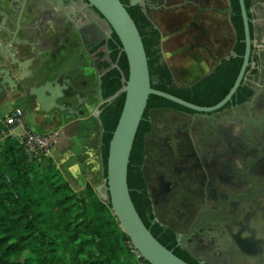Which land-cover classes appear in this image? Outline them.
<instances>
[{
	"label": "flooded vegetation",
	"instance_id": "obj_1",
	"mask_svg": "<svg viewBox=\"0 0 264 264\" xmlns=\"http://www.w3.org/2000/svg\"><path fill=\"white\" fill-rule=\"evenodd\" d=\"M120 1L149 18L161 34V48L162 30L180 31V44L207 54L210 69L196 83L215 75L208 84L216 95L198 97L196 106H218L236 82L227 92L231 79L215 72L237 43L235 0ZM244 3L250 59L232 99L210 112L166 106L145 117L139 156L144 194L153 223L173 233L175 252L190 264H264V0ZM242 26L244 62L243 19ZM112 34L87 0H0V106L24 102L42 124L64 126V133L52 131L60 142L70 140L64 150L73 147L75 159L84 155L81 144L93 123L102 145L101 115L113 99L103 96L99 60L110 52L104 40ZM7 69L12 88L2 83ZM64 79L66 91L60 88ZM87 103L98 107L99 116L87 115ZM76 104L83 106L68 108Z\"/></svg>",
	"mask_w": 264,
	"mask_h": 264
},
{
	"label": "trees",
	"instance_id": "obj_2",
	"mask_svg": "<svg viewBox=\"0 0 264 264\" xmlns=\"http://www.w3.org/2000/svg\"><path fill=\"white\" fill-rule=\"evenodd\" d=\"M235 3L233 19L237 43L215 70L222 73L218 75L222 79H231V84L226 85L227 92L240 73L244 55L242 18L238 1ZM127 10L144 44L153 89L193 105L198 104V97L207 100L216 95L213 93L215 85L208 84L215 75L191 86L179 87L164 60L160 32L140 10ZM104 45L110 52L104 56L102 64L99 60L103 96L106 100L113 99L103 107L101 115L104 130L101 154L106 177L110 141L125 102V94L120 92L129 78V66L114 32L104 40ZM166 106L185 109L158 96L148 99L130 156L128 186L148 230L164 247L190 264L175 252L173 233L153 223L139 167L147 130L146 114L152 108ZM3 129L0 121V264H149L141 257L131 259L134 252L130 240L113 215L110 202L101 200L93 185L87 183L82 193L76 192L53 158L31 157L16 138L3 137Z\"/></svg>",
	"mask_w": 264,
	"mask_h": 264
},
{
	"label": "water",
	"instance_id": "obj_3",
	"mask_svg": "<svg viewBox=\"0 0 264 264\" xmlns=\"http://www.w3.org/2000/svg\"><path fill=\"white\" fill-rule=\"evenodd\" d=\"M87 1L102 15L112 32L117 35L127 57L129 66V78L120 92L125 94L123 110L110 141L107 160V176L104 177L101 144H99V148L95 154V177L98 180L93 184V187L101 200L110 202L113 215L117 218L120 228L130 240L139 257L149 264H188L177 257L172 251L164 247L152 235L140 218L131 199L128 186L130 156L150 96L154 95L164 98L194 112H210L226 105L235 95L244 79L250 59L249 19L244 0H239L247 42L244 62L233 88L225 99L213 109H203L180 98L153 89L151 86L148 58L144 44L138 28L126 7L120 0ZM28 64L29 63L26 62L24 65L26 69ZM92 68L96 71V64L92 66ZM3 73L4 78L2 83L8 88H12V85L15 83L12 79L10 70L7 69L3 71ZM97 75H100L99 72H97ZM63 81L60 88L62 91H66V89L69 88L68 80L64 79ZM100 84L101 80L98 79V85ZM184 86L189 85L185 84ZM120 93H118L117 96ZM85 100L86 102L90 101L89 97H86ZM80 106L76 104L74 108L72 106H68V108L70 110H75ZM84 107L89 109L87 115H95L97 112L96 116H99L100 111H98V107L94 104L87 103ZM60 108L64 109V106L59 107V109ZM96 121L99 125V120Z\"/></svg>",
	"mask_w": 264,
	"mask_h": 264
},
{
	"label": "crops",
	"instance_id": "obj_4",
	"mask_svg": "<svg viewBox=\"0 0 264 264\" xmlns=\"http://www.w3.org/2000/svg\"><path fill=\"white\" fill-rule=\"evenodd\" d=\"M161 33L162 54L178 86L182 87L185 84L191 86L196 83L199 78L208 73V70L210 69L208 65L210 58L203 50H201V48L188 45L186 43L180 44L177 41L182 33L180 31L162 30ZM13 107L21 108L25 111L23 125L22 127L17 128L22 130L21 134H23L25 130L39 132V130H33L31 128L32 126L45 130L39 133L50 132L53 129L60 130V128H55L53 125H45L39 122L36 118V113L30 109L27 103L21 102ZM24 107H28L30 109H28L30 113H28ZM6 108H8L9 113L10 107ZM96 126L97 125L95 123L89 126L88 137L84 140V143H80L82 152L84 153L80 159H75L73 147L69 148L68 151L67 149L64 150L65 146H67L65 143L70 142L66 136L61 140L60 144H58L54 153V158L57 161V166L61 169L63 175L68 181L74 180V182L79 183L85 176H95V154L99 148ZM15 131L12 135H16ZM60 131L64 133V126L61 127ZM74 160L78 161L79 170H76Z\"/></svg>",
	"mask_w": 264,
	"mask_h": 264
},
{
	"label": "built area",
	"instance_id": "obj_5",
	"mask_svg": "<svg viewBox=\"0 0 264 264\" xmlns=\"http://www.w3.org/2000/svg\"><path fill=\"white\" fill-rule=\"evenodd\" d=\"M25 111L21 108L11 107L9 113L4 116L0 121L3 123L4 129L2 130V136H13L12 133L23 125ZM19 145L25 150L27 154L34 158H52L54 157L55 150L60 143L58 133L54 131L39 133L33 131H27L20 135H14ZM132 248V252L138 253ZM139 257V256H138Z\"/></svg>",
	"mask_w": 264,
	"mask_h": 264
},
{
	"label": "rangeland",
	"instance_id": "obj_6",
	"mask_svg": "<svg viewBox=\"0 0 264 264\" xmlns=\"http://www.w3.org/2000/svg\"><path fill=\"white\" fill-rule=\"evenodd\" d=\"M2 108V109H1ZM24 109H26V111L28 112V113H30V109L28 108V107H24ZM29 109V110H28ZM10 111V110H9ZM8 114V108H6L5 106H0V120L3 118V116L5 115H7ZM27 121V120H26ZM33 130L35 129L36 131H38L39 130V132H43V131H45L44 129H42V128H38V127H34V126H32L31 127ZM28 131V130H27ZM22 133V130L21 129H17L16 131H15V134L16 135H19V134H21ZM14 136V135H13ZM12 136V137H13ZM15 138V137H14ZM60 144V143H59ZM53 158V160L55 161V163H56V165H57V161H56V159L54 158V157H52ZM58 167V166H57ZM59 168V167H58ZM60 169V168H59ZM61 170V169H60ZM70 182V184L72 185V187L75 189V191L76 192H78V193H82L83 191H84V188H85V185L87 184V183H89V184H91V185H93L94 183H96L97 182V179H96V177L94 176V177H92V176H85L84 178H82L81 179V181L79 182V183H76V182H74V180H70L69 181ZM134 256V257H133ZM133 256L131 257V259L133 260V261H135L136 260V258L138 257L137 256V254H135V253H133Z\"/></svg>",
	"mask_w": 264,
	"mask_h": 264
}]
</instances>
